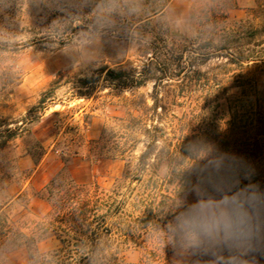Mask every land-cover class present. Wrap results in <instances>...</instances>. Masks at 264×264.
I'll list each match as a JSON object with an SVG mask.
<instances>
[{
	"label": "rangeland",
	"instance_id": "rangeland-1",
	"mask_svg": "<svg viewBox=\"0 0 264 264\" xmlns=\"http://www.w3.org/2000/svg\"><path fill=\"white\" fill-rule=\"evenodd\" d=\"M147 16L150 24L145 26L140 20ZM121 28L130 31L128 39L118 32ZM263 34L264 0H0V137L7 130L18 133L0 151V216L17 227L41 220L51 211L50 203L38 193L65 167L66 147L79 152L70 165L78 180L111 189L125 178L128 160L134 164L143 146L128 160H97L88 157L90 141L103 134L117 140L123 131L118 119L133 110L132 101L138 96L152 105L150 97L157 93L164 103L176 104L175 110L183 112V94L202 91L183 86L178 64L183 54L188 57L204 50L205 43H214L216 55L199 66L211 73L227 62L229 53L240 57L239 51L245 55L250 49L259 51ZM145 43L151 47L149 54L142 52ZM155 51L160 64L147 72L151 56L157 58L151 54ZM104 68L123 70L136 79L147 75L148 80L141 87L132 79L123 85L109 80L106 71L98 72ZM261 69L262 64L245 63L230 66L228 73L242 78ZM92 77L95 82L85 84ZM41 147L46 154L35 163L32 155L38 158ZM185 203L203 215L214 245L231 237L223 201L202 199L195 190ZM179 227L170 220L165 225L168 233L159 231L157 236L165 239ZM152 241L148 250L160 253L162 240ZM134 242L120 252L125 264H146V237L137 234ZM106 243L103 238L101 250L107 249ZM59 246L56 237L48 236L38 248L48 253ZM236 248L241 256L250 254L247 241ZM192 260L181 245L168 260L158 258L149 264ZM233 261L234 256L226 253L215 264ZM0 264H29L28 254L0 247Z\"/></svg>",
	"mask_w": 264,
	"mask_h": 264
},
{
	"label": "trees",
	"instance_id": "trees-1",
	"mask_svg": "<svg viewBox=\"0 0 264 264\" xmlns=\"http://www.w3.org/2000/svg\"><path fill=\"white\" fill-rule=\"evenodd\" d=\"M149 17L140 22L149 25ZM122 28L118 32L128 39L130 31ZM141 46L144 54L150 53L148 43ZM205 46L178 58L183 86L202 90L199 95L192 90L183 94V112L175 110L176 104L164 103L157 93L150 97L152 105L138 96L132 101L133 110L118 119L123 131L117 140L103 134L90 141L88 157L97 160H126L143 146L134 164L127 159L124 179L111 189L79 182L70 167L79 152L66 147L65 167L38 193L50 203L51 211L41 220L17 227L0 216V247L26 251L29 264H125L120 252L142 234L146 237V264L158 258L168 260L181 245L193 255L189 264H215L226 253L234 256L231 264H264V69L242 78L228 73L230 66L245 63L262 64L263 68L264 42L259 51L248 50L249 55L229 53L227 62L211 73L199 69L216 55L214 43ZM156 52L151 53L157 58L151 56L147 72L160 64ZM105 71L109 80L123 85L132 79L141 87L148 80L147 75L136 79L123 70H98L100 74ZM17 135L7 130L0 137V151ZM41 148L38 158L32 155L35 163L46 154ZM195 190L202 199L226 204L231 228L227 241L214 245L203 215L185 203ZM170 220L180 226L177 232L165 239L157 236L159 231L168 233L165 225ZM48 236L56 237L60 246L41 253L38 245ZM103 238L107 249L101 250ZM153 239L162 240L158 254L148 250ZM243 241L250 243L248 256L237 251V244Z\"/></svg>",
	"mask_w": 264,
	"mask_h": 264
},
{
	"label": "crops",
	"instance_id": "crops-1",
	"mask_svg": "<svg viewBox=\"0 0 264 264\" xmlns=\"http://www.w3.org/2000/svg\"><path fill=\"white\" fill-rule=\"evenodd\" d=\"M77 178V177H76ZM79 182H90L89 180H87V181H80V180H78Z\"/></svg>",
	"mask_w": 264,
	"mask_h": 264
}]
</instances>
